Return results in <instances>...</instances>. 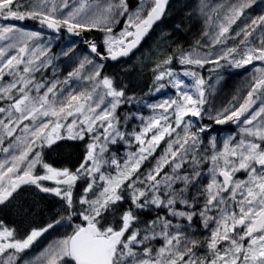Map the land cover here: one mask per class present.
I'll return each instance as SVG.
<instances>
[{"label":"snow or ice","instance_id":"1","mask_svg":"<svg viewBox=\"0 0 264 264\" xmlns=\"http://www.w3.org/2000/svg\"><path fill=\"white\" fill-rule=\"evenodd\" d=\"M168 9L0 0V211L30 221L18 232L0 220V264H264V0H198L188 18L202 22L201 38L157 44L129 66L150 64L148 94L174 90L150 102L105 62L135 55ZM26 20L57 38L102 35L57 74L52 37L17 23ZM206 65L217 82L245 68L244 88L217 105ZM205 119L235 131L217 139ZM58 141L83 145L73 168L50 162Z\"/></svg>","mask_w":264,"mask_h":264},{"label":"rangeland","instance_id":"2","mask_svg":"<svg viewBox=\"0 0 264 264\" xmlns=\"http://www.w3.org/2000/svg\"><path fill=\"white\" fill-rule=\"evenodd\" d=\"M259 3V0H257ZM198 3V0H175L171 6V9L165 19V21L157 28L155 35L149 41V44L142 50L139 54H137L131 60H128L125 63L105 66V71L109 74H114L123 80V83L128 85L131 91L136 92L137 94L144 93L146 94L143 98L148 99L150 102L152 100H158L161 98V95H174V90L170 87L164 90H161L160 93H151L148 94V87L151 85V66L147 69H141L140 65L137 63L136 69L133 71L129 66L137 62V57L141 56V53H147L149 49L153 52L156 50V45L161 44L162 47L172 48L177 44L181 45L183 48L188 49L191 45L195 43V40L200 37V32L203 27L202 22L197 18L193 17L191 19L188 18V13L192 10V8ZM252 15L259 14L260 9L253 6V9L250 10ZM21 27L30 31H41L37 28H28L26 25L19 23ZM45 35L42 37V40L46 43L49 37H52V45L49 49V55H54L56 58L53 63L58 65V73L66 72L71 67V62L69 61V57H72V60L82 57L88 51L87 48L84 49L82 45L85 44L81 41H76L73 38L68 37L65 34L51 35L49 31L42 30ZM87 32V31H86ZM85 32V33H86ZM91 34H96V36L101 37V33L96 32L95 30L89 32ZM163 33V37H162ZM171 36V40L166 43H162V41L167 37ZM96 39L97 42H100V39L88 38L87 40ZM82 43V45L80 44ZM75 45L72 47L71 52L68 53L67 56L63 55L61 49L67 50L68 46ZM75 53V56H73ZM146 64L148 60L144 61ZM209 66H205V70L203 71V75L206 78L210 77L207 68ZM250 66H246L249 68ZM186 81L188 78H185ZM248 79V73L245 68L241 69H232L227 68L224 70L223 78L216 81L215 74H211L209 79V83L214 85L215 91L213 92V96L215 97V102L217 105L227 103L228 100L231 99L232 95L236 93L238 89H243L246 81ZM135 107L132 106V111H135ZM148 114V111L145 109V115ZM207 124H212L211 130H206V133L213 134L217 136V139L220 138L221 135L226 134L229 131H235V126L231 124L225 125H216L205 119L203 121ZM58 143V142H57ZM61 147L52 151L49 154L50 162H53L55 166H76L82 160L83 147L82 144L78 141H72L71 143H59ZM68 145H72L69 147ZM122 154V153H121ZM41 197L45 195H41ZM39 199V198H37ZM52 203L51 199L45 200L42 204H40V208L44 209L43 219H47L50 213L47 211V207ZM55 209L53 208V211ZM37 221L41 219L39 215L36 217ZM13 224L12 227L16 228L18 232H23V230L27 227L29 220L23 219L15 212V216L12 219ZM63 231V230H61ZM47 235V234H46Z\"/></svg>","mask_w":264,"mask_h":264},{"label":"flooded vegetation","instance_id":"3","mask_svg":"<svg viewBox=\"0 0 264 264\" xmlns=\"http://www.w3.org/2000/svg\"><path fill=\"white\" fill-rule=\"evenodd\" d=\"M25 25L28 28H41V26L35 22L30 20L29 22H26ZM15 216V211L14 210H3L0 211V220H3L5 225H7L8 227L12 228V224H13V218ZM2 218V219H1Z\"/></svg>","mask_w":264,"mask_h":264},{"label":"trees","instance_id":"4","mask_svg":"<svg viewBox=\"0 0 264 264\" xmlns=\"http://www.w3.org/2000/svg\"><path fill=\"white\" fill-rule=\"evenodd\" d=\"M138 2V0H130V3L132 4V6L134 7L135 6V4ZM154 35H155V33H154ZM153 37V36H152ZM152 37H150L149 39H148V41L149 40H151V38ZM148 41L146 42V45L148 44ZM125 108H129L131 111H132V106H124ZM122 111H123V109H122Z\"/></svg>","mask_w":264,"mask_h":264},{"label":"water","instance_id":"5","mask_svg":"<svg viewBox=\"0 0 264 264\" xmlns=\"http://www.w3.org/2000/svg\"><path fill=\"white\" fill-rule=\"evenodd\" d=\"M171 1L172 0H169V4L171 3ZM164 19V18H163ZM160 23V21H158L157 22V25ZM155 27V26H154ZM84 35H85V33H83L81 36H74V35H72L73 37H75V38H77V39H82L83 37H84ZM142 43H143V41H142ZM134 52H136L135 50H134ZM122 59H125V58H121V60ZM110 62H114V61H111V60H109Z\"/></svg>","mask_w":264,"mask_h":264}]
</instances>
